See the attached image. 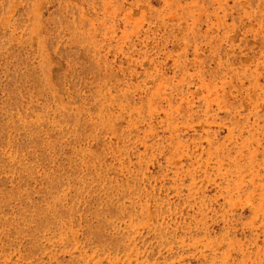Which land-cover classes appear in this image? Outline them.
<instances>
[{
  "label": "rangeland",
  "instance_id": "obj_1",
  "mask_svg": "<svg viewBox=\"0 0 264 264\" xmlns=\"http://www.w3.org/2000/svg\"><path fill=\"white\" fill-rule=\"evenodd\" d=\"M0 264H264V0H0Z\"/></svg>",
  "mask_w": 264,
  "mask_h": 264
}]
</instances>
